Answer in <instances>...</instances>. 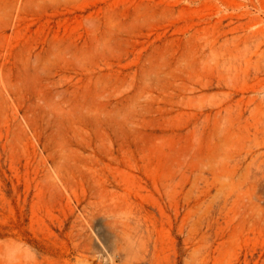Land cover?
I'll return each instance as SVG.
<instances>
[{"label": "rangeland", "instance_id": "rangeland-1", "mask_svg": "<svg viewBox=\"0 0 264 264\" xmlns=\"http://www.w3.org/2000/svg\"><path fill=\"white\" fill-rule=\"evenodd\" d=\"M0 264H264V0H0Z\"/></svg>", "mask_w": 264, "mask_h": 264}]
</instances>
